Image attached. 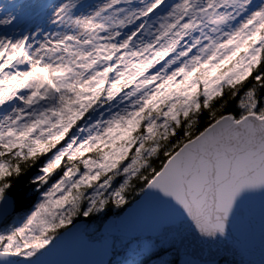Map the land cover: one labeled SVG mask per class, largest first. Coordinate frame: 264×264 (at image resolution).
Here are the masks:
<instances>
[{
    "label": "snow or ice",
    "instance_id": "1",
    "mask_svg": "<svg viewBox=\"0 0 264 264\" xmlns=\"http://www.w3.org/2000/svg\"><path fill=\"white\" fill-rule=\"evenodd\" d=\"M0 264H264V0H0Z\"/></svg>",
    "mask_w": 264,
    "mask_h": 264
},
{
    "label": "rangeland",
    "instance_id": "2",
    "mask_svg": "<svg viewBox=\"0 0 264 264\" xmlns=\"http://www.w3.org/2000/svg\"><path fill=\"white\" fill-rule=\"evenodd\" d=\"M100 0H90V3H99Z\"/></svg>",
    "mask_w": 264,
    "mask_h": 264
}]
</instances>
